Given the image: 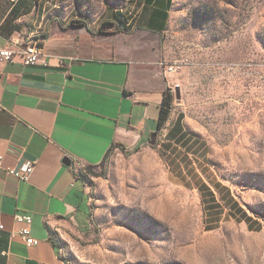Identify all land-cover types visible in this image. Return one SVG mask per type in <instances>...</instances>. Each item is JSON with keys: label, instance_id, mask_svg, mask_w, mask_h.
<instances>
[{"label": "rangeland", "instance_id": "rangeland-1", "mask_svg": "<svg viewBox=\"0 0 264 264\" xmlns=\"http://www.w3.org/2000/svg\"><path fill=\"white\" fill-rule=\"evenodd\" d=\"M45 1L62 15L75 5L98 15L129 4ZM159 38L160 61L176 67L171 90L181 92L171 122L155 145L113 152L82 173L90 215L85 227L54 231L62 258L264 264V0H173ZM173 128L182 137L170 138Z\"/></svg>", "mask_w": 264, "mask_h": 264}, {"label": "crops", "instance_id": "crops-1", "mask_svg": "<svg viewBox=\"0 0 264 264\" xmlns=\"http://www.w3.org/2000/svg\"><path fill=\"white\" fill-rule=\"evenodd\" d=\"M128 2L121 11L93 15L75 5L62 15L60 4L45 0H0V47L22 37L44 50L34 66L0 62V156L5 168L35 165L27 182L0 168V264H66L53 234L88 223L82 173L103 165L109 153L155 145L166 128L158 123L172 86L159 37L173 0ZM137 5L142 13H135ZM78 21L83 25H73ZM107 22L117 31H105ZM168 135L177 139L183 131ZM17 213L32 217L37 246L13 235L21 228Z\"/></svg>", "mask_w": 264, "mask_h": 264}, {"label": "built area", "instance_id": "built-area-1", "mask_svg": "<svg viewBox=\"0 0 264 264\" xmlns=\"http://www.w3.org/2000/svg\"><path fill=\"white\" fill-rule=\"evenodd\" d=\"M14 3L18 0H12ZM2 32L0 30V37ZM44 57V50L39 45V43L33 39L30 42H23V38H12L8 41V45L0 47V62L14 64L20 62L23 66H34L38 64ZM161 66L164 68L167 74H172L176 72L175 66L167 65L165 62H161ZM264 87V81H263ZM0 168L5 169V171L17 178L20 181L27 182L30 180L35 165L33 163H26L19 169L15 168H5L3 164V158L0 156ZM15 221L21 225L20 230L13 232L19 235L25 241L28 247L37 246L39 241L33 236L31 226L33 219L30 215L17 213L14 216ZM4 229L3 223L0 220V232Z\"/></svg>", "mask_w": 264, "mask_h": 264}, {"label": "trees", "instance_id": "trees-1", "mask_svg": "<svg viewBox=\"0 0 264 264\" xmlns=\"http://www.w3.org/2000/svg\"><path fill=\"white\" fill-rule=\"evenodd\" d=\"M73 25H83L82 22H73ZM112 25L111 23L107 22L102 25V28H106L107 26ZM175 94L172 90H169L165 93L162 105H161V111H160V118H159V123H158V129L161 130L166 127L167 122L169 121L171 117V113L174 108V103H175ZM110 155V153H109ZM107 156V158L109 157ZM93 168H88V172L92 173Z\"/></svg>", "mask_w": 264, "mask_h": 264}, {"label": "water", "instance_id": "water-1", "mask_svg": "<svg viewBox=\"0 0 264 264\" xmlns=\"http://www.w3.org/2000/svg\"><path fill=\"white\" fill-rule=\"evenodd\" d=\"M175 97H176L177 100H180V99H181V92H180L179 87H177V89H176ZM155 136H156V134H154V135L152 136V137H153V142H152V144L155 143Z\"/></svg>", "mask_w": 264, "mask_h": 264}]
</instances>
